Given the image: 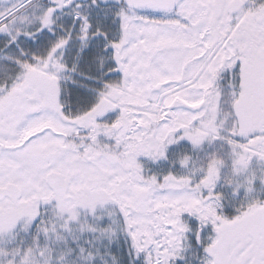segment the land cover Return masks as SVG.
I'll use <instances>...</instances> for the list:
<instances>
[{
	"label": "snow or ice",
	"instance_id": "snow-or-ice-1",
	"mask_svg": "<svg viewBox=\"0 0 264 264\" xmlns=\"http://www.w3.org/2000/svg\"><path fill=\"white\" fill-rule=\"evenodd\" d=\"M0 264H264V0H0Z\"/></svg>",
	"mask_w": 264,
	"mask_h": 264
}]
</instances>
